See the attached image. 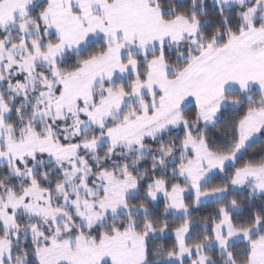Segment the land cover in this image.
I'll return each instance as SVG.
<instances>
[{"label":"snow or ice","instance_id":"1","mask_svg":"<svg viewBox=\"0 0 264 264\" xmlns=\"http://www.w3.org/2000/svg\"><path fill=\"white\" fill-rule=\"evenodd\" d=\"M0 264H264V0H0Z\"/></svg>","mask_w":264,"mask_h":264}]
</instances>
